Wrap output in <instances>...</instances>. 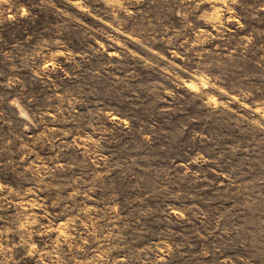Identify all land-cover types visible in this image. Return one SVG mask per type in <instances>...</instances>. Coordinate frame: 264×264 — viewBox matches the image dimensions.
<instances>
[{
	"label": "rangeland",
	"instance_id": "rangeland-1",
	"mask_svg": "<svg viewBox=\"0 0 264 264\" xmlns=\"http://www.w3.org/2000/svg\"><path fill=\"white\" fill-rule=\"evenodd\" d=\"M0 264H264V0H0Z\"/></svg>",
	"mask_w": 264,
	"mask_h": 264
}]
</instances>
